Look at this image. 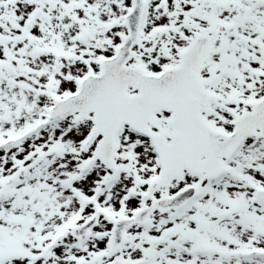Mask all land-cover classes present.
<instances>
[{
    "label": "snow or ice",
    "instance_id": "6c2138e0",
    "mask_svg": "<svg viewBox=\"0 0 264 264\" xmlns=\"http://www.w3.org/2000/svg\"><path fill=\"white\" fill-rule=\"evenodd\" d=\"M0 264H264V0H0Z\"/></svg>",
    "mask_w": 264,
    "mask_h": 264
}]
</instances>
